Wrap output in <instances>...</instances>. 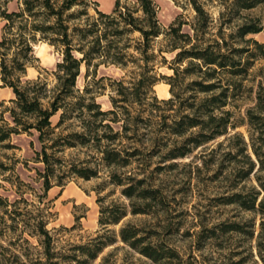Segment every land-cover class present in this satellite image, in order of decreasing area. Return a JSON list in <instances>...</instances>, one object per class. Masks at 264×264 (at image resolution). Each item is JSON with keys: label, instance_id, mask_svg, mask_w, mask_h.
I'll list each match as a JSON object with an SVG mask.
<instances>
[{"label": "rangeland", "instance_id": "374dc122", "mask_svg": "<svg viewBox=\"0 0 264 264\" xmlns=\"http://www.w3.org/2000/svg\"><path fill=\"white\" fill-rule=\"evenodd\" d=\"M98 1L104 10L112 6L111 0ZM154 1L158 5L157 16L163 26H168L178 15L186 20L194 16L187 0ZM120 3L136 5L135 0H120ZM224 6V0L205 3V8L216 18L213 30L220 21L217 18L219 10ZM6 7L8 11L17 9L16 0L9 1ZM97 10L99 6L93 0H85L83 4L74 5L65 12L69 15L66 23L73 43L78 40L76 28L97 18ZM140 13L138 11L136 15ZM240 14L259 18L262 29L258 33L245 35L234 44L236 47L250 46L251 53L241 54L242 62L247 63L246 73L222 75L224 80L233 83H230L228 91V104L222 106L221 111L229 110L236 126L229 127L227 133L214 140L192 147L182 157L167 160L158 155L152 157L148 170L153 171L152 181L164 194V203L156 213L130 212V201L122 195L121 186L110 182L115 166L105 165L94 146L75 143V146L56 151L52 161L56 164V174L64 172L61 179L63 184L59 185L52 179V186L45 195L38 173L43 165L35 153L40 151L37 132L32 130L31 133L13 134L9 140L10 146H0V197L3 200L0 202V264H27L38 258L44 259L40 227L36 226L40 221L43 222V230H47L52 237V259L61 264H79L77 259L85 258L80 246L88 248L99 234L109 236L110 240L100 248L95 258H87L85 264H264V208L259 206V201L264 200V107L256 108L259 92L264 99V53L246 41L253 38L264 44V3L241 10ZM3 24L4 21L0 20V36ZM164 39L160 34L152 40L149 53L154 56L149 62L153 63V69L148 74L155 79L146 91V98L154 104L152 96L158 100L172 97L168 75H173V91L179 97L169 103H159L160 109H156L151 122L144 127L148 133L142 136L147 148L160 144L162 152L181 144L188 135L179 136L170 131L168 125L172 116L188 112L186 104L194 100V95L196 101L205 96L190 84L191 80L201 78L195 71L174 74L170 64L177 65L173 60L177 50H165ZM139 40L138 31L123 35L121 42L130 44L128 54L138 58L129 56L126 66L96 64V59L88 66L81 63L76 86L85 96L93 95L101 109L112 108V98L119 100L118 104L122 102L123 95L117 91L120 88L118 81L129 87L131 81L138 78V64L142 63L136 50ZM62 49L61 44L51 45L47 41L37 40L33 44L36 58L27 63L22 80L40 76L48 87H52ZM75 54L81 56L77 51ZM162 56L166 58L165 61ZM219 90L215 88L214 92ZM12 96L11 88L0 81V102H3L0 110L11 105L9 99ZM135 100L130 108L132 113L141 110L140 99L137 97ZM249 109L254 114L251 121L247 113ZM75 114L66 118L60 127L55 126L59 113L52 116L54 133L51 134L80 132L79 118ZM114 126L117 128V125ZM191 130L195 131L196 128ZM241 138L248 144L246 152L254 162L252 172L244 177L242 174L248 166L247 159L243 153L236 152L241 146ZM125 142L127 140L123 137L122 143ZM253 148L260 154L259 158ZM74 166L98 168L97 176L85 179L69 170ZM136 166L137 162L132 161L116 170L128 174L134 172ZM235 192L244 195L246 200L256 196L254 207L227 202L228 196ZM111 203L123 205L126 214L118 222L103 227L98 221L100 207ZM232 222L238 223L240 230H222L223 224ZM127 223L139 226L143 235H154L156 240L168 244L175 249L176 255L154 262L140 254L119 237L120 227Z\"/></svg>", "mask_w": 264, "mask_h": 264}, {"label": "trees", "instance_id": "16d2710c", "mask_svg": "<svg viewBox=\"0 0 264 264\" xmlns=\"http://www.w3.org/2000/svg\"><path fill=\"white\" fill-rule=\"evenodd\" d=\"M9 1L11 0H0V20L4 21L0 36V81L2 85L11 88L13 96L9 99L11 105L0 110V146H10L9 140L13 134L31 133L32 130L37 132L40 151L35 153L43 165L42 170L38 171L43 195L51 188L52 179L59 185L63 184L61 179L64 172L56 174V164L52 161L56 151L75 146V143L90 145L98 150L101 154L100 160L105 165L115 166L110 175V182L121 186L122 195L130 201V212L154 214L161 209L164 194L152 181L153 171L148 170L152 157L158 155L165 160L182 157L192 147L214 140L227 133L229 127L236 126L231 120L230 111H221V107L228 104V91L230 83H233L224 80L222 75L246 73L247 63L242 62L241 54L251 53L250 46L236 47L234 44L247 34L260 32L262 24L259 18L242 16L240 11L264 3V0H224L225 6L219 10L217 18L220 21L215 30L213 25L216 18L205 8V3L211 0H187L194 16L186 20L178 15L168 26L160 23L157 16L158 5L154 0H135V6L121 5L120 0H114L110 12L99 9L97 18H92L76 28L79 34L75 43L66 23L69 15L65 12L74 5L83 4L85 0H16L17 9L8 11L6 5ZM138 11L141 13L136 15ZM238 18L241 19L236 23ZM132 31H138L140 34V40L136 44V50L142 60V63L138 64L139 76L131 81L129 87L118 81L120 88L117 91L123 95L122 102L118 104L119 100L112 98V108L101 109L93 95L85 96L76 86L80 65L84 62L88 66L96 59V64L126 66L129 56L138 60L134 55L128 54L130 44L121 42L123 35ZM160 34H163L166 41L165 50H177L173 59L177 65L170 64L174 74H190L195 71L201 78L191 80L190 84L196 87V91L205 94L197 101L194 95V100L186 104L188 112L171 115L168 125L170 131L179 136L186 133L188 135L182 139L181 144L166 148L164 152L161 151L160 144L147 148L142 138L148 133L144 127L151 122L152 114L156 109H160L159 103H169L179 97V94L173 91V75H168L172 97L158 100L156 96H152L154 104L146 98V91L155 79L152 74H148V71L153 69V63L149 61L154 56L149 50L152 48V40ZM37 40L63 46L62 58L56 64V80L52 87H48L47 82L40 76L24 81L21 78L25 74L27 63L36 58L33 54V44ZM246 41H250L264 53V44L253 38ZM76 51L81 56H77ZM165 59L162 58L163 61ZM215 88H220L219 92H214ZM137 97L141 102V110L132 113L130 108ZM257 97L256 108L264 107L261 92ZM0 105H3V102H0ZM142 111H145V114H142ZM74 112L79 118V126L82 129L80 132L63 134V131H60L56 135L51 134L54 133L52 116L59 113L55 126L60 127ZM247 113L251 121L254 117L252 110L249 109ZM162 117L166 118L167 115ZM114 125H117V128ZM193 128L196 130L192 131ZM123 137L127 142L122 143ZM240 141L241 146L236 152L243 153L248 164L242 174L244 177L252 172L254 162L246 152L248 144L242 138ZM253 152L259 158L260 154L256 148H253ZM132 161L137 162L134 172L122 174L116 170ZM69 170L88 179L97 176L98 168L74 166ZM255 200L256 196L246 200L244 195L238 192L227 198V202H238L247 208L254 207ZM1 201L3 200L0 197ZM259 206L264 208V200L259 201ZM125 214L123 205H103L100 207L98 221L106 227L110 223L118 222ZM42 223L40 221L36 226L40 227L44 259L38 258L27 264H61L52 259V237L47 230H43ZM222 230L238 231L240 225L236 222L223 224ZM141 231L139 226L127 223L120 227L119 237L125 244L154 262L176 255L174 248L156 240L154 235H143ZM108 240L109 236L99 234L88 248L80 246L85 258L77 259V262L85 264L87 258H95Z\"/></svg>", "mask_w": 264, "mask_h": 264}, {"label": "crops", "instance_id": "0c3cea01", "mask_svg": "<svg viewBox=\"0 0 264 264\" xmlns=\"http://www.w3.org/2000/svg\"><path fill=\"white\" fill-rule=\"evenodd\" d=\"M93 1L99 6V9L101 11H103V12H110L112 10V8H113V5H114V0H111L112 1V6L109 9L104 10V9L101 8L100 3H99L98 0H93Z\"/></svg>", "mask_w": 264, "mask_h": 264}]
</instances>
